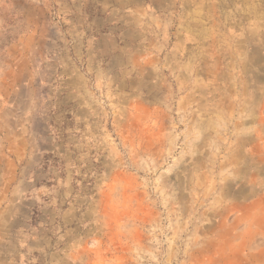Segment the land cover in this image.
<instances>
[{
    "label": "rangeland",
    "instance_id": "1",
    "mask_svg": "<svg viewBox=\"0 0 264 264\" xmlns=\"http://www.w3.org/2000/svg\"><path fill=\"white\" fill-rule=\"evenodd\" d=\"M0 264H264V0H0Z\"/></svg>",
    "mask_w": 264,
    "mask_h": 264
}]
</instances>
